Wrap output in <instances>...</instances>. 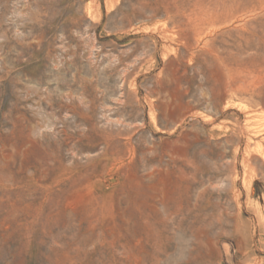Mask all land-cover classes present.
Returning <instances> with one entry per match:
<instances>
[{
	"label": "rangeland",
	"instance_id": "374dc122",
	"mask_svg": "<svg viewBox=\"0 0 264 264\" xmlns=\"http://www.w3.org/2000/svg\"><path fill=\"white\" fill-rule=\"evenodd\" d=\"M0 264H264V0H0Z\"/></svg>",
	"mask_w": 264,
	"mask_h": 264
}]
</instances>
